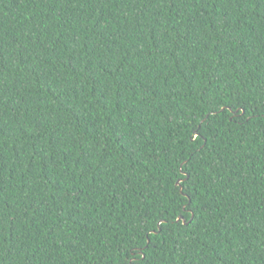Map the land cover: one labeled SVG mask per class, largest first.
I'll use <instances>...</instances> for the list:
<instances>
[{
  "label": "trees",
  "instance_id": "obj_1",
  "mask_svg": "<svg viewBox=\"0 0 264 264\" xmlns=\"http://www.w3.org/2000/svg\"><path fill=\"white\" fill-rule=\"evenodd\" d=\"M0 264H264V0H0Z\"/></svg>",
  "mask_w": 264,
  "mask_h": 264
},
{
  "label": "water",
  "instance_id": "obj_2",
  "mask_svg": "<svg viewBox=\"0 0 264 264\" xmlns=\"http://www.w3.org/2000/svg\"><path fill=\"white\" fill-rule=\"evenodd\" d=\"M179 185H180V181H177L176 186L178 187ZM180 220H182L183 223H184V220H183L182 217H179L176 221L178 222V221H180Z\"/></svg>",
  "mask_w": 264,
  "mask_h": 264
}]
</instances>
